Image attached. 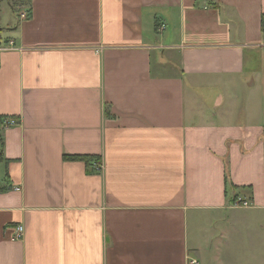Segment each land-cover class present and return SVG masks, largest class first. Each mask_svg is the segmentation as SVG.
<instances>
[{
	"label": "crops",
	"instance_id": "obj_1",
	"mask_svg": "<svg viewBox=\"0 0 264 264\" xmlns=\"http://www.w3.org/2000/svg\"><path fill=\"white\" fill-rule=\"evenodd\" d=\"M263 15L0 0V264H264Z\"/></svg>",
	"mask_w": 264,
	"mask_h": 264
},
{
	"label": "built area",
	"instance_id": "obj_2",
	"mask_svg": "<svg viewBox=\"0 0 264 264\" xmlns=\"http://www.w3.org/2000/svg\"><path fill=\"white\" fill-rule=\"evenodd\" d=\"M21 17L22 18H26L27 17V14L26 12L22 13L21 14ZM165 26H163L164 28ZM263 29H264V26H263ZM15 46V43L13 41H10L8 45H2L0 44V52L2 51H5V50H9V49H12L13 47ZM3 123L4 125L6 126H12V125H15L17 122L15 119L13 118H4L3 120ZM95 168L98 170V171H101L103 169V165L102 163L101 164H95ZM236 205H243V206H248L249 203L247 201H239L238 204ZM24 236V226L22 224H18L16 226V231H15V234L14 236L12 237L13 240H20L22 239Z\"/></svg>",
	"mask_w": 264,
	"mask_h": 264
},
{
	"label": "trees",
	"instance_id": "obj_3",
	"mask_svg": "<svg viewBox=\"0 0 264 264\" xmlns=\"http://www.w3.org/2000/svg\"><path fill=\"white\" fill-rule=\"evenodd\" d=\"M262 23L264 26V15L262 18ZM109 114V113H108ZM5 117H0V125L3 123ZM65 159L71 160H83L86 163L88 172H100L95 168V164H101V157L93 156V155H75V156H65Z\"/></svg>",
	"mask_w": 264,
	"mask_h": 264
}]
</instances>
